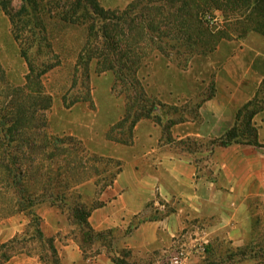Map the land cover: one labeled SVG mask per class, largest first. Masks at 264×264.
<instances>
[{"label":"rangeland","instance_id":"obj_1","mask_svg":"<svg viewBox=\"0 0 264 264\" xmlns=\"http://www.w3.org/2000/svg\"><path fill=\"white\" fill-rule=\"evenodd\" d=\"M96 1L110 21L93 23L91 0H0V112L7 114V110H17L20 105L33 109V104L36 106L35 102L39 103L42 97L51 100L48 110L36 106V116L47 123L48 135L72 137L82 144L83 149L79 146L81 150L77 152L75 146H66L71 153L61 156L58 162L62 169L69 170H64L68 185L75 191L78 204L85 207L84 213L99 206V195L123 168V162L114 157L109 145H125L119 139L120 134L125 138L129 125L122 130H117L115 125L124 117L127 96L133 95L135 80L140 82L151 102L161 104L156 105V119H150L155 124L157 117L165 125L181 117L199 122V110L209 101L212 109H220L221 118L227 123L232 118L235 122L236 114L250 101L264 106V30L255 29L258 19L254 15L248 17L249 12L244 10L232 13L227 8L213 6L208 0ZM183 1L188 3V15H191L186 20L178 16ZM10 10H23L21 20L30 18L32 22L27 26L24 22L17 23L20 30L16 31ZM207 16L216 18V22H207ZM38 18L42 26L36 28L34 21ZM108 23L124 36L120 46L127 56V62L122 59L127 69L125 82H120L114 68L107 63L111 47L101 31ZM92 27L94 31L100 28L97 36ZM30 63L35 69H30ZM246 116L242 113L239 120L243 136ZM252 124L257 132V146L237 143L238 151L230 150L229 160L235 161L244 155L264 159V108ZM140 133L143 134V129ZM203 140L199 154L183 152L171 145L170 149L178 154H191L190 159L200 164L202 176L224 183L223 174L214 175V166L208 157L211 139ZM42 164L48 169L52 166L46 158ZM237 164L232 162L230 166L237 167ZM7 174L0 165V245L25 233L32 235L36 212L41 218L42 233L46 239L55 240L64 264L62 247L70 240L79 245L77 239L82 233L74 213L49 204L31 210V214L21 212L15 205ZM91 183L96 185L95 192L82 194L80 187ZM262 191L264 194V188ZM249 209L250 236L241 246L224 238L225 232L221 233V240L213 234L211 242L208 238L184 239L180 248L189 252L188 264H240L247 260L264 264V195L250 200ZM56 221L59 229L53 235ZM138 223L134 222L131 230ZM211 225L210 218L196 220L189 225V230L207 231ZM17 229L22 231L18 233ZM112 232L115 240L120 232ZM102 249L106 247L96 242L86 250L87 255L81 250L88 262L96 259L98 256L93 257L94 254L99 250L101 254ZM116 251L123 253L124 250ZM130 252L129 264H167L173 255L142 258ZM10 253L13 256L6 264H50L42 260L43 253L50 255L45 240L27 242L18 253Z\"/></svg>","mask_w":264,"mask_h":264},{"label":"crops","instance_id":"obj_2","mask_svg":"<svg viewBox=\"0 0 264 264\" xmlns=\"http://www.w3.org/2000/svg\"><path fill=\"white\" fill-rule=\"evenodd\" d=\"M210 102L200 108L199 122L186 121L170 129L175 141L212 139L232 127L233 118L227 123L221 118L220 109H212ZM164 137L162 126L144 119L136 124L130 145H109L114 157L123 162V168L99 195V206L88 217L90 226L96 232L117 230L120 234L114 240V249L130 250L142 258L162 257L166 253L171 256L181 249L184 239L208 238L211 242L213 236H220L221 240L223 232L224 238L241 246L251 231L250 200L264 195V159H251L242 153L244 156L235 161L229 160L230 150L238 151L237 145L215 148L212 170L214 175L223 174L225 181L221 183L202 176L200 164L190 159L193 156L173 152ZM232 162H238V166H230ZM95 189L94 183L80 187L84 195ZM206 218L212 220L207 231L189 230L192 222ZM136 221L139 223L131 230ZM58 227L56 221L53 235ZM21 231L17 229L18 233ZM62 248L64 264H115L106 249L87 262L75 241L70 240ZM240 264L256 263L247 260Z\"/></svg>","mask_w":264,"mask_h":264},{"label":"trees","instance_id":"obj_3","mask_svg":"<svg viewBox=\"0 0 264 264\" xmlns=\"http://www.w3.org/2000/svg\"><path fill=\"white\" fill-rule=\"evenodd\" d=\"M91 2L92 3H89L92 5L90 16L93 18V23L96 21L102 22L103 20L110 21L108 14L100 9L98 2L96 0H91ZM208 2L220 9L227 8L231 10L232 13L241 10H244L243 12H249L248 17L254 15L258 21L260 20V22L257 21L255 29L258 31L264 30V0H208ZM188 7V3L183 1V8L178 14L180 19L186 20L191 16L188 15ZM160 8L161 7L156 9ZM24 14L23 10L17 12L10 10V20L16 31L20 30L17 23L20 24L24 22L27 26V23L32 22L30 18L29 20H21ZM26 15H28L27 12ZM244 15L245 14L242 16ZM34 22L36 28L42 26L39 18ZM92 29V32L96 34V36L97 32L101 31L100 28L96 29V31H94L95 27H92ZM185 31L187 32L186 28ZM101 32L106 41L108 40L111 47V57H108L109 62L107 63L114 68V75L121 79L120 82H125V71L127 69L122 59H125L127 62V56L126 53H124L125 49L120 46V42L123 40L124 36L122 32L116 31V27L111 23L105 24ZM33 33L34 32L31 34V38L35 36ZM119 58L121 59L119 60ZM87 64L89 65L88 61ZM88 65H86V67ZM89 67H87V69ZM30 69H35L32 63H30ZM212 97L213 95L210 98ZM35 103L38 109L42 108L48 110L51 107V100L48 97H42L39 103ZM256 103L255 101H250L245 104L236 114L234 125L221 136L208 141L209 145L207 150L209 158L212 157L217 147L226 148L237 143L257 146V132L252 121L253 118L263 110L264 106ZM156 105L161 106V104L151 102L140 82L135 80L133 95L127 96L124 117L115 125L117 130H122L126 124L129 125L125 138L120 134L121 139L119 140L124 142L123 144L130 145L133 142L134 128L139 121L144 119H156V116H154L156 114ZM36 106L33 104V109H31V107L26 105H20L17 110H15V108L9 111L7 110V114L0 112V152L2 150L0 165L7 170V181L15 194L16 207L21 212H27L28 214H31V210L38 209L43 204H49L51 207H56L65 212L72 211L75 215V220L82 228L80 239H77V241L85 255H87L86 250L97 242L101 244L102 247H106L110 259L115 264H129L128 259L131 256L130 251L124 250L123 253H120L113 249L114 234L112 231L96 232L90 226L86 216L89 217L91 211L84 213L85 207L78 204L75 191L68 185V178L66 177L67 174L65 171L68 172L69 170L62 169L58 162L61 156L64 158V155L71 153L70 149H67L66 146H75L77 152L81 150L80 147L83 149L82 144L72 137L62 139L57 136L48 135L47 123L42 120V117L36 116ZM162 106L166 107V105ZM242 113L247 114L244 118L245 136L242 135L243 130L240 127L239 121ZM155 121L158 125L163 127L165 131L164 138L172 147L191 154H199L201 149H203L202 143L204 140L200 138H187L181 141L173 140L170 135V129L176 124L186 122L183 117L179 120L171 119L166 125L159 117H157ZM112 141L117 142V140L114 139H112ZM44 158L52 163L49 169L42 164ZM56 163L58 165H55ZM195 163L197 164V162ZM54 166H56L55 169L53 168ZM33 216L35 217L34 222L36 224L32 235L25 233L23 236L16 237L0 245V264L9 262L10 258L13 256L10 252H12V254L18 253L27 242H35V240H45L48 245L50 255L43 253L42 260L48 261L50 264H61L58 251L55 247V240L52 238H45L41 231V218L36 212ZM99 255L100 250L97 251L93 257ZM243 257H246V255L243 254ZM87 258L88 257H86V259Z\"/></svg>","mask_w":264,"mask_h":264},{"label":"built area","instance_id":"obj_4","mask_svg":"<svg viewBox=\"0 0 264 264\" xmlns=\"http://www.w3.org/2000/svg\"><path fill=\"white\" fill-rule=\"evenodd\" d=\"M206 20L207 22L212 24L216 22L217 19L211 16H207ZM201 252L204 253L205 249L202 248ZM189 257V252L187 253L184 250L180 249L170 257L167 264H188L190 260Z\"/></svg>","mask_w":264,"mask_h":264}]
</instances>
